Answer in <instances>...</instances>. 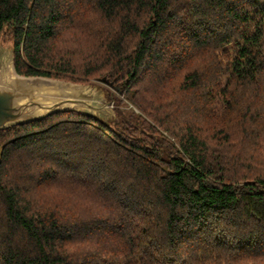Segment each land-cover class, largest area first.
I'll return each instance as SVG.
<instances>
[{"label": "trees", "instance_id": "trees-1", "mask_svg": "<svg viewBox=\"0 0 264 264\" xmlns=\"http://www.w3.org/2000/svg\"><path fill=\"white\" fill-rule=\"evenodd\" d=\"M3 38L139 114L0 131V264H264V0H0Z\"/></svg>", "mask_w": 264, "mask_h": 264}, {"label": "water", "instance_id": "water-1", "mask_svg": "<svg viewBox=\"0 0 264 264\" xmlns=\"http://www.w3.org/2000/svg\"><path fill=\"white\" fill-rule=\"evenodd\" d=\"M88 85L44 76H22L15 68L13 48L8 53L0 46V131L70 111L102 119L90 112L96 107L89 101Z\"/></svg>", "mask_w": 264, "mask_h": 264}, {"label": "rangeland", "instance_id": "rangeland-1", "mask_svg": "<svg viewBox=\"0 0 264 264\" xmlns=\"http://www.w3.org/2000/svg\"><path fill=\"white\" fill-rule=\"evenodd\" d=\"M1 43L2 51H11V42L7 38H3ZM61 80V79H60ZM67 81V80H64ZM71 82V81H70ZM78 84H90L86 87V92L89 94L90 102L96 109L91 110V114L101 117V120L111 122L117 119L116 109H128L134 110L135 113L139 114V111L127 100L126 96L120 94L115 89L106 86L101 81L92 80L90 83H78Z\"/></svg>", "mask_w": 264, "mask_h": 264}]
</instances>
